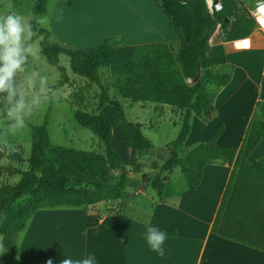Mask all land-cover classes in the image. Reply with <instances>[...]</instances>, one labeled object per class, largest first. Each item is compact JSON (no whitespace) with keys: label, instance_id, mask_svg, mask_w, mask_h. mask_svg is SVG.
<instances>
[{"label":"trees","instance_id":"obj_1","mask_svg":"<svg viewBox=\"0 0 264 264\" xmlns=\"http://www.w3.org/2000/svg\"><path fill=\"white\" fill-rule=\"evenodd\" d=\"M152 1L161 9L176 35L174 40L181 46L176 57L161 51L135 61L131 56L139 46L116 49L110 44L109 38L103 39L96 47L85 49L49 44L44 39L40 44L41 53L49 64L61 72L59 84L67 81L65 69L58 65V57L64 54L76 74L95 82L98 80L99 68L120 67V71L127 75V87L139 86L137 90H129L131 100L167 104L182 110L181 131L170 144L169 157L152 177L143 173L145 165L140 162L144 155L151 153L152 143L144 137L139 125L130 122L122 125L123 143L130 149L131 171L134 174L143 173L142 181L149 184L159 196H163L169 175L178 167L189 189L193 190L201 183L206 165L219 162L232 166L211 224V232L264 251V156L252 162L248 160L264 136V101L257 102L256 108L261 119L251 122L239 149L217 144L224 129L221 125L207 141L194 146L186 155H181V148L191 133L192 117L210 121L215 114L214 96L207 92L206 85L214 81L219 88L230 80L229 74L211 71L226 64V54L223 43L210 47L209 38L220 24L225 41L245 39L257 29V23L254 18L237 14L240 0H223L222 10L213 13L209 11L206 0ZM46 3L47 0H37L34 13H44ZM41 31L45 33V30ZM164 42L151 47H163ZM119 60L124 62L123 66L118 65ZM187 79H191L192 84H187ZM77 120L102 140L107 159L101 160L92 153L55 148L49 141L46 125L35 128V140L28 160L29 170L19 172L21 178L16 185L0 188V264H23L18 258L17 237L38 210L88 209L102 201L122 199L126 194V176L123 174L115 182L109 172L115 170L124 173L126 170L111 144L110 114L104 111L96 118L81 115ZM164 173L168 175L163 176ZM66 180L86 183L90 187L65 188L63 183ZM165 234L175 237L176 231Z\"/></svg>","mask_w":264,"mask_h":264},{"label":"crops","instance_id":"obj_2","mask_svg":"<svg viewBox=\"0 0 264 264\" xmlns=\"http://www.w3.org/2000/svg\"><path fill=\"white\" fill-rule=\"evenodd\" d=\"M242 1L252 7L258 0ZM96 2L109 9L106 16L109 25L101 31V41L94 47L105 35L121 37L130 46L176 38L168 20L152 0H56L51 21H58L63 27L59 32L67 34V27L73 22L72 10L91 8ZM79 23L83 27L86 24L84 20ZM86 39L90 38L86 36L83 40ZM223 45L226 64L216 69L230 70V80L215 89V114L210 121L204 120L202 124L198 117H192L194 122L188 138L195 134L194 140L205 142L223 125L217 144L239 149L251 122L261 119L256 105L264 101V31L257 27L249 37L225 41ZM263 156L264 136L248 160L252 162ZM231 170L232 166L225 163L206 165L196 189L182 186L175 190V200L170 202L165 192L159 200L152 198L145 215L126 209L133 205L135 196L102 201L88 209L38 210L18 234V258L23 264H47L48 260L61 264L65 258L76 261L89 255L95 256L96 264H264V251L211 232ZM140 187H137L138 195L143 191ZM149 227L162 232L176 231L175 237L166 236L163 256L147 243ZM1 240L0 236V245Z\"/></svg>","mask_w":264,"mask_h":264},{"label":"rangeland","instance_id":"obj_3","mask_svg":"<svg viewBox=\"0 0 264 264\" xmlns=\"http://www.w3.org/2000/svg\"><path fill=\"white\" fill-rule=\"evenodd\" d=\"M222 1L206 0L209 11L213 13L222 10ZM55 2L56 0H47L45 12L35 14L37 0H0V14L15 11L24 17L25 22L34 26L32 40L37 49V57L35 59L30 58L28 71H39L42 75L48 77L52 97L45 106L28 118L26 129L14 136L5 135L4 131L0 129V188L16 185L21 178L19 172L29 170L28 160L32 143L35 140L34 130L43 125H46L49 141L53 147L77 153H92L101 160H106V148L102 140L93 130L81 125L77 119L81 115L96 118L104 111H108L112 122L111 144L117 152L118 159L126 167L124 173L115 170H109V172L115 182L119 181L123 174L127 178L126 194L123 198L124 200L134 196L135 198L132 202L133 205L126 209L128 211L133 210L137 215L140 213L145 215V209L150 207L147 203L152 198L159 200V195L149 184H144L142 174L145 173L150 177L154 176L169 157L170 144L181 131L183 111L167 104L131 100L128 96L129 90H137L139 86L134 85L132 88H128L127 75L125 76L123 71H120V67L107 66L99 68L97 71L98 80L95 82L76 74L71 70L69 58L64 54L58 57V65L65 69L67 81L64 84H59L62 79L61 72L56 66L47 62L45 56L41 53V42L45 39L49 44L58 43L69 48H92L101 41V33L103 34L101 31L107 30L106 26L109 25V19L106 16H109V9L99 2H96L91 8H74L70 13L73 22L67 27V34H65V32H59L63 27L58 25V21L55 19L53 22L51 21ZM237 8L238 15L253 18L251 14L253 6L249 7L247 3L240 0ZM43 16L48 18V23L45 26L35 22L36 18ZM59 18L58 16L57 20ZM82 20L86 22L84 27L79 23ZM231 20H234V18H231ZM41 30H45V33H42ZM86 36L90 39L83 40ZM105 38H109L110 44L116 49L130 46L125 45L121 37L105 35L102 40ZM221 41L222 43L225 41V34L220 24H218L217 29L208 40V45L213 47L220 44ZM156 43L139 45L131 59L140 61L143 56H152V52L161 51L169 52L173 57H176L181 48L179 42L175 40L173 42L165 41L163 47H160V45L155 49L151 47ZM118 65L123 66L124 62L119 60ZM211 71L215 74L230 73V70L220 71L216 67L212 68ZM18 79L22 81L23 74ZM186 82L192 84L191 79H187ZM216 87V83L211 81L206 85V90L210 95H214ZM197 119L205 124L203 119ZM129 122L139 125L144 137L153 145L151 153L140 159V162L145 165L141 174H134L131 171L129 166L130 149L125 146L122 139L121 127ZM193 122L194 120L191 119V128ZM194 136L195 134L190 138L191 141L188 138V143H184L181 148V155H186L194 146L200 144V142L194 140ZM153 164H155L154 168L152 167ZM165 175H168V173L163 174V176ZM169 178L170 180L166 182L165 194H168L167 199L170 202L175 200V190L182 186L186 187L187 183L179 167L169 175ZM138 185L143 190L139 195L136 194ZM63 187L89 188L90 186L86 183L66 180ZM126 204H128V201H126ZM123 205L125 206V203Z\"/></svg>","mask_w":264,"mask_h":264},{"label":"clouds","instance_id":"obj_4","mask_svg":"<svg viewBox=\"0 0 264 264\" xmlns=\"http://www.w3.org/2000/svg\"><path fill=\"white\" fill-rule=\"evenodd\" d=\"M35 22L45 26L48 18L38 17ZM33 35L32 24L25 22L21 14H0V129L5 135L14 136L26 129L28 118L52 98L48 77L39 71H28L30 58L37 57ZM166 238L165 232L156 227L147 230V243L160 256L165 254ZM47 264H53L52 260ZM61 264H96V259L94 255L76 261L65 258Z\"/></svg>","mask_w":264,"mask_h":264},{"label":"built area","instance_id":"obj_5","mask_svg":"<svg viewBox=\"0 0 264 264\" xmlns=\"http://www.w3.org/2000/svg\"><path fill=\"white\" fill-rule=\"evenodd\" d=\"M251 14L257 23V26L264 31V0H258L253 4ZM264 72V65H263Z\"/></svg>","mask_w":264,"mask_h":264},{"label":"bare ground","instance_id":"obj_6","mask_svg":"<svg viewBox=\"0 0 264 264\" xmlns=\"http://www.w3.org/2000/svg\"><path fill=\"white\" fill-rule=\"evenodd\" d=\"M42 223V222H41Z\"/></svg>","mask_w":264,"mask_h":264}]
</instances>
